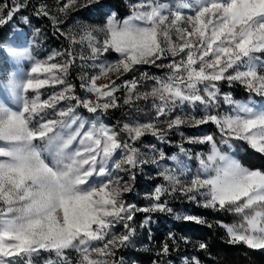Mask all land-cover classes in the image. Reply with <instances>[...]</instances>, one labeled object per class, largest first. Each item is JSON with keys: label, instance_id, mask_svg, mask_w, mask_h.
<instances>
[{"label": "snow or ice", "instance_id": "obj_1", "mask_svg": "<svg viewBox=\"0 0 264 264\" xmlns=\"http://www.w3.org/2000/svg\"><path fill=\"white\" fill-rule=\"evenodd\" d=\"M75 3L68 0L59 11L66 13ZM24 6L17 3L6 13L0 8L4 13L0 15V25L13 19ZM184 8H192V14L184 15ZM36 14L57 24L45 5H40ZM94 31L104 34L102 41L96 39ZM84 38L93 60L105 53L119 54L114 62L100 64L98 75L81 83L80 87L95 100L76 96L73 86L58 75L67 74L71 59L64 64L36 62L23 81L9 75L0 82V99L7 103L6 93H12L18 105L13 108L0 104V264H23L41 251L55 252L66 260L67 249L79 253L76 264H115L111 259L115 250L125 246L133 235L127 221L133 220L134 211L171 212L160 202L169 191L163 185L155 187L148 197L155 201L150 206L127 205L124 193L132 191L131 185H122L109 167L116 155L120 159L114 167L119 171L146 163L133 146L146 134L163 140L168 130L183 124L210 123L219 129L224 144L242 140L256 152L264 153V106L256 110L225 94L223 103L232 106V111L211 112L220 106L217 82L221 81L243 84L249 93L260 96L264 105V74H259L264 61L256 55H264V0H196L194 6L181 0L175 8L157 0H140L132 6L130 15L117 20L116 13H112L103 28L87 30ZM27 55V50L20 51L11 42L0 44V56L6 59ZM170 57V62L165 63ZM139 65L167 68L168 75L160 78L142 73V79L155 80L151 90L145 92L138 91L136 79L124 81V104L151 98L156 119L167 118V128H158L155 121L125 123L120 132L128 139L122 141L120 133L104 125L86 127L76 116V107L93 114L119 107L115 93L121 86L110 76L115 73L118 80L123 74L135 72ZM101 77L109 79V83L97 85ZM57 84L64 85L61 91L47 99L40 98L39 89ZM30 90L35 92L31 98ZM61 101L68 107L57 110ZM198 105L205 110L201 118L171 117L177 107ZM188 142L211 148L206 156L196 154L199 169L190 180L181 182L173 174L161 173L172 186L171 191H179L190 201L201 197V206L206 209L234 208L237 213L252 210L251 216L245 215L247 227L221 226L226 228L231 243L264 250V171L243 167L217 147L213 136L190 137ZM160 159H164L163 153ZM182 219L206 223L191 215ZM117 224H123L124 233L112 232ZM205 247L200 244L201 249Z\"/></svg>", "mask_w": 264, "mask_h": 264}, {"label": "rangeland", "instance_id": "obj_2", "mask_svg": "<svg viewBox=\"0 0 264 264\" xmlns=\"http://www.w3.org/2000/svg\"><path fill=\"white\" fill-rule=\"evenodd\" d=\"M76 0L75 6L70 7L66 13H62L59 11L61 7L68 0H1L0 8L5 9V13L7 10H12L16 7V4L26 5L21 7L20 10L15 14L14 18L9 20L7 23L8 32L6 36L0 39V44H7L8 42L12 43L13 47H17L18 50L24 51L27 50L28 55L22 58L11 60L6 59L3 56H0V82H3L8 78L9 75L14 77L18 82L23 81L27 77V73L30 72L31 66L36 62L40 63H58L64 64L67 63L69 59L72 60L71 65L69 66L67 74L63 75V78L66 81V84H70L73 86L74 94L82 99H92L95 100L94 96L85 92L84 89L80 87L82 82H87L92 76L99 74V65L107 64L114 62L118 59L119 54L111 52L105 53L98 60L91 59V50L89 47V42L85 37V33L87 30L100 29L103 28L104 24L107 21L108 15L112 13H116L115 10L106 4H103L101 0ZM95 3V11H91L87 18L78 17L73 12L76 9L84 8L88 3ZM181 0H157V3L164 5L166 7L175 8L177 4H179ZM187 3L191 5H195L196 0H186ZM40 5H45L46 10L49 12L50 17H55L57 20V24L54 26L52 20L49 17L38 16L36 14V9ZM132 12V11H131ZM184 15L192 14V8H184L182 9ZM131 14V13H130ZM128 14V15H130ZM0 15H4V13H0ZM127 15V16H128ZM80 16V15H79ZM117 20H122L125 17H119L116 13ZM5 19H7L5 15ZM4 24V25H5ZM56 28H59L60 31L57 32ZM64 33L65 35H61L60 33ZM93 35L96 39L102 41L104 34L99 31H94ZM19 37V39H14ZM75 40V42H73ZM69 52L73 55L69 56ZM58 55H54L57 54ZM261 57V60L264 61V55L256 54ZM49 57H54L51 61H49ZM172 58L170 57L168 60H165V63L170 62ZM139 66H136V71L133 73H127L120 76L117 80V74L113 73L110 76L111 80H115L117 84L121 87L115 93L118 98L123 96L125 98L126 90L123 87L124 81H131L136 79L138 81V91L145 92L150 91L151 88L155 84V80L147 79L143 80L142 78L138 79V72L140 69H146ZM231 71V70H230ZM148 73L149 77H160L166 78L168 75V69L165 75L154 76L153 72L149 73L147 71L141 72ZM139 74V75H141ZM259 74H264V69L259 70ZM41 78H44L45 74L41 73ZM81 77L85 79L82 81ZM229 84L227 81H222ZM109 83V79L101 77L97 80V85H104ZM218 83L220 91L219 104L218 108H212L211 112L213 114L220 113H230L232 111V106L223 103V97L225 94H230L234 101H238L241 104H247L250 107H253L256 110H260L262 106L261 97L256 95V93H249L247 88L239 83L233 82L232 84L239 85L242 89L248 92L247 95L237 97L235 94L228 88L224 87L222 83ZM64 85H53V86H45L39 89L40 98L42 100L47 99L49 96L53 95L55 92H59L62 90ZM203 88V85L200 86ZM120 93V92H122ZM8 96L7 103H4L2 99H0V104H3L5 107H16L17 101L15 96L12 93H6ZM29 98L35 95V92L32 90L29 91ZM123 98V100H124ZM122 99V97H121ZM148 106L152 105V99L144 101ZM74 103V102H72ZM158 103V101H157ZM68 103L61 101L59 108H67ZM76 116L79 117L86 125V127H91L93 124L104 125L105 127L114 129L118 133H120V139L127 140V135L125 133H121L120 129L123 126H118L116 123H109L105 116H103L102 112L98 114L88 113L82 107H76L75 109ZM205 114V110L203 106H182L173 109L171 113V117L175 118V116L179 115L182 118L188 119L191 117L201 118ZM51 118V117H49ZM167 118H163L157 120H142L137 121L135 123L128 122L129 124L136 123H146L150 121H155L157 123V127L161 129H166L167 124L164 122ZM124 125V124H123ZM194 126L190 123L183 124L178 128L168 130L163 140L153 137L151 134H147L144 138V142L140 145L135 142L133 144L136 147L140 154V159L147 161L146 163L139 164L135 169L130 171H119L114 167V163L116 160L120 159V155H116L112 161H109L110 170L114 173L116 177H119L122 181V185L124 182H127L131 185L132 191L128 193H124V200L127 205H132L134 208H144L150 206V204L154 203L148 199V197L152 194L155 187L163 185L168 188V193L163 195L161 198V203H164L167 208L171 209L170 214H174L175 216H180L181 214L186 215V209L190 208L188 206L186 209L184 208V202L188 204H193L192 206L201 205L202 198L197 197V200L190 201L181 194L179 191L172 192L171 185L168 181L164 180L161 173L168 172L170 174L175 175L181 182H185L190 180L191 176L196 174L199 169V162L195 159L196 154H202L206 156L211 146L207 144H192L189 143L188 140L190 137H203V136H213L212 133L205 131L203 128H199L198 130L192 129L197 133H189L191 127ZM190 128V129H189ZM173 132H177L178 140H174L171 135ZM216 141V140H215ZM132 143V141H129ZM217 143V141H216ZM235 143H245L242 140H229L228 144H224L223 142L217 143V147L222 151L232 156L233 159L237 160L243 167H246L251 170H259L257 168H250L246 166L243 162L238 160L236 157V152L238 148L242 150L243 147L236 146ZM173 146V147H171ZM169 150H166L165 148ZM184 151H181V149ZM160 153L164 154V159H160ZM155 159L156 163H152V160ZM141 173L144 179H154V183L151 187H148V191L146 192H138V186L135 185L134 179L135 173ZM261 171V170H260ZM202 176L206 175V173L201 172ZM138 183V182H137ZM132 193L137 194V199L141 198L143 203H138L137 200L132 196ZM179 203L180 209H176L175 205ZM188 210V209H187ZM259 210V209H257ZM140 211L133 212V220L127 221V223L134 230L132 237H137L138 247L144 248V243H141V234L146 231L149 232L148 228L150 226V217L151 213H144L139 215ZM153 213V212H152ZM248 216L252 215V210L247 214ZM146 219L148 220L145 223ZM224 225L234 226L231 223H224ZM247 227V225H244ZM236 227V226H234ZM237 229H240L236 227ZM242 230V229H241ZM224 231L229 239L231 237L228 235L226 228L224 227ZM112 232L115 235H120L125 232L123 224H117ZM131 242V239L128 243ZM96 243V242H94ZM103 242H99L102 245ZM127 243V244H128ZM126 244V245H127ZM118 249V248H117ZM116 249V250H117ZM115 250V253H116ZM64 256L67 259H63L62 257H57L55 252H44L41 251L38 254H35L30 260L25 259L23 264H76L79 259V253H77L74 249H67L64 252ZM189 256H194L193 254H185L180 256L179 264H186L187 262H194L193 259H190ZM195 258V257H194ZM115 264L118 263V259L114 256L111 258ZM196 260V259H195ZM168 264H172L168 262Z\"/></svg>", "mask_w": 264, "mask_h": 264}, {"label": "trees", "instance_id": "obj_3", "mask_svg": "<svg viewBox=\"0 0 264 264\" xmlns=\"http://www.w3.org/2000/svg\"><path fill=\"white\" fill-rule=\"evenodd\" d=\"M92 1V0H91ZM103 4L111 6L119 17H126L132 11V6L140 2V0H101ZM1 2V0H0ZM90 2V1H89ZM95 3H88L84 8L74 10V14L78 17L87 18L91 11H95ZM80 15V16H79ZM8 32V26L0 25V39L4 38ZM138 72V79L141 78V72H153L154 76L165 75L167 68L157 69L151 65H141ZM131 74V73H130ZM144 80V79H143ZM222 83L224 87L230 89L235 96L241 97L248 94L237 84ZM122 94V92H120ZM122 97V99H121ZM123 96L120 95L117 101L119 107L110 108L107 112H102L103 116L109 123L117 124L119 127L123 124L142 120H154L155 109L148 106L144 100L135 101L130 105L124 104ZM128 121V122H127ZM189 133H197L192 129L198 130L200 127L205 131L212 133L217 143L222 142V136L219 129L213 124H203L198 126H190ZM147 135V134H146ZM145 135V136H146ZM145 136L140 138L141 143L144 142ZM171 137L178 140L177 132H173ZM137 142V141H136ZM137 144L140 145L138 141ZM238 148L236 157L250 168H257L264 171V153H258L251 149L248 144L235 143ZM173 147V146H171ZM166 150H169L167 147ZM135 185L138 186L137 193L148 191V187L154 183V179H144L141 173L134 171ZM138 182V183H137ZM149 192V191H148ZM132 196L138 203H143L142 199H137V194ZM184 202L186 215L200 217L206 221L205 224H197L192 221L182 219L184 214L175 216L172 212H153L150 217L149 232L141 234V243H144V248H139L137 237H131V242L116 250L115 257L119 264H179V258L185 254H193L190 259L195 257L199 264H264V250L252 249L243 243H231L225 231L224 223H231L240 228L245 224V215L250 210H245V213H237L234 208L223 210L206 209L201 205L192 206ZM180 204L177 203L175 208L180 209ZM143 212H140L139 215ZM211 225V226H209ZM206 245L204 249L200 248V244ZM167 245L168 250L164 251V246ZM186 264H194L187 262Z\"/></svg>", "mask_w": 264, "mask_h": 264}]
</instances>
